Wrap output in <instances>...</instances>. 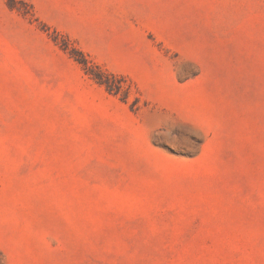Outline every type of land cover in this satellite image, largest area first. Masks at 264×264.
<instances>
[{
	"label": "rangeland",
	"instance_id": "1",
	"mask_svg": "<svg viewBox=\"0 0 264 264\" xmlns=\"http://www.w3.org/2000/svg\"><path fill=\"white\" fill-rule=\"evenodd\" d=\"M0 264H264V0H0Z\"/></svg>",
	"mask_w": 264,
	"mask_h": 264
},
{
	"label": "trees",
	"instance_id": "2",
	"mask_svg": "<svg viewBox=\"0 0 264 264\" xmlns=\"http://www.w3.org/2000/svg\"><path fill=\"white\" fill-rule=\"evenodd\" d=\"M1 256V255H0Z\"/></svg>",
	"mask_w": 264,
	"mask_h": 264
}]
</instances>
